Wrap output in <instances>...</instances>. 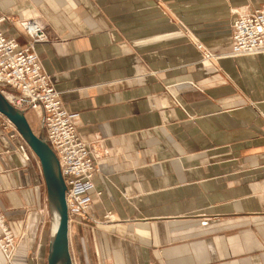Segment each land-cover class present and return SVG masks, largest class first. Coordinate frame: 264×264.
<instances>
[{
    "label": "crops",
    "instance_id": "crops-1",
    "mask_svg": "<svg viewBox=\"0 0 264 264\" xmlns=\"http://www.w3.org/2000/svg\"><path fill=\"white\" fill-rule=\"evenodd\" d=\"M241 6L264 0H0L20 48L17 21L45 29L42 71L99 157L90 222L68 227L73 264H264V53L213 63L194 45L228 55ZM4 120L0 211L17 248L0 264H47L40 164Z\"/></svg>",
    "mask_w": 264,
    "mask_h": 264
},
{
    "label": "built area",
    "instance_id": "built-area-1",
    "mask_svg": "<svg viewBox=\"0 0 264 264\" xmlns=\"http://www.w3.org/2000/svg\"><path fill=\"white\" fill-rule=\"evenodd\" d=\"M7 21L8 17L0 14V94L11 106L25 114L41 111L43 138L58 161L65 186L69 227L75 219L88 217L89 193L93 190L99 157L90 145L78 137L73 117L68 114L49 77L42 71L35 47L46 42L44 32L36 22L22 21L20 27L30 41L20 48L17 41L1 29ZM229 28L232 55L264 53V7L256 11L240 9ZM4 122V129L13 128L8 121ZM16 248L17 239L0 211V253L9 262Z\"/></svg>",
    "mask_w": 264,
    "mask_h": 264
},
{
    "label": "water",
    "instance_id": "water-1",
    "mask_svg": "<svg viewBox=\"0 0 264 264\" xmlns=\"http://www.w3.org/2000/svg\"><path fill=\"white\" fill-rule=\"evenodd\" d=\"M0 115L13 125L40 164L50 221L47 264H72L68 242L65 186L58 161L44 141L42 126L39 134H34L25 118V112L11 106L1 94Z\"/></svg>",
    "mask_w": 264,
    "mask_h": 264
},
{
    "label": "rangeland",
    "instance_id": "rangeland-1",
    "mask_svg": "<svg viewBox=\"0 0 264 264\" xmlns=\"http://www.w3.org/2000/svg\"><path fill=\"white\" fill-rule=\"evenodd\" d=\"M240 9H246V7H244V6H241V7H237V8H235V9H233L232 11H231V17H230V21H229V24H230V22H231V20H232V18L237 14V12H239V10ZM247 10V9H246ZM1 14V13H0ZM3 15V14H2ZM6 16V15H5ZM8 17V16H7ZM8 19H9V21H7L6 23H4V24H11L12 23V21H11V18L10 17H8ZM22 21H30V22H32L33 20H20V21H17L16 22V24L20 27V23L22 22ZM34 22H36V21H34ZM37 23V25L40 27V29L44 32V35H45V37H46V42H44V43H38L37 45H36V47H35V50H36V53H37V55H38V57H39V54H38V52H37V48L39 47V46H41V45H43V44H45V43H48V42H50L49 41V38H48V35L46 34V31H45V29L40 25V23L39 22H36ZM3 25V24H2ZM21 28V27H20ZM22 29V28H21ZM23 30V29H22ZM188 40L191 42V43H193L194 41L189 37L188 38ZM30 41V39L27 37V44H28V42ZM194 45H195V47H197V49H199L200 51H201V53H202V60H204V61H210V62H215V61H217L218 59H220V58H222V57H231V58H234V57H245V56H234V55H232V52L230 51V53L228 54V55H214V54H212V53H210V52H208V51H206L205 49H202L201 48V45H199V44H197L196 42L194 43ZM200 47V48H199ZM39 62H40V58H39ZM40 64H41V62H40ZM25 116H26V118L27 119H29V117H30V113H26L25 114ZM74 125L76 126V123H74ZM38 128H39V124H38ZM33 129L35 130V132H36V130H37V127H33ZM76 129H77V127H76ZM78 135V134H77ZM98 159V158H97ZM98 161H99V159H98ZM97 173H99V170H98V172ZM96 173V174H97ZM97 196L99 195V193H97L96 194ZM111 215H110V213L109 214H106V215H104L103 216V218H102V224H112V222H111ZM6 221V220H5ZM86 222H90V219H89V217H85L84 219H75V221L74 222H72V223H70V225L69 226H72V227H81L80 225H83V224H85ZM7 223V222H6ZM8 226V225H7ZM9 228V227H8ZM10 229V228H9ZM11 231V230H10ZM13 234V233H12ZM78 239L79 240H82L83 238H82V236H81V234H78Z\"/></svg>",
    "mask_w": 264,
    "mask_h": 264
},
{
    "label": "bare ground",
    "instance_id": "bare-ground-1",
    "mask_svg": "<svg viewBox=\"0 0 264 264\" xmlns=\"http://www.w3.org/2000/svg\"><path fill=\"white\" fill-rule=\"evenodd\" d=\"M25 33V32H24ZM7 120V119H6ZM8 121V120H7ZM9 122V121H8ZM10 123V122H9ZM11 124V123H10ZM12 125V124H11ZM13 126V125H12ZM73 264V263H72Z\"/></svg>",
    "mask_w": 264,
    "mask_h": 264
}]
</instances>
